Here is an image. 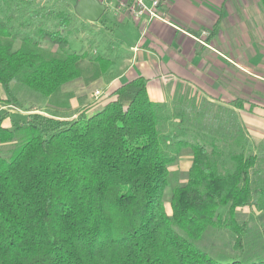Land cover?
<instances>
[{
    "label": "trees",
    "instance_id": "1",
    "mask_svg": "<svg viewBox=\"0 0 264 264\" xmlns=\"http://www.w3.org/2000/svg\"><path fill=\"white\" fill-rule=\"evenodd\" d=\"M30 3L0 0V107L19 110L0 114V264H264V137L218 100H151L143 76L74 106L68 83L115 58L71 49L68 15L36 25Z\"/></svg>",
    "mask_w": 264,
    "mask_h": 264
},
{
    "label": "crops",
    "instance_id": "2",
    "mask_svg": "<svg viewBox=\"0 0 264 264\" xmlns=\"http://www.w3.org/2000/svg\"><path fill=\"white\" fill-rule=\"evenodd\" d=\"M261 11L255 0H159L156 16L116 14L117 23L133 27L127 30L132 41L126 55L112 54L108 71L118 70L106 83L107 96L143 76L153 101L187 96L230 105L251 139L259 141L264 137ZM190 165L191 151H185L171 167L186 171Z\"/></svg>",
    "mask_w": 264,
    "mask_h": 264
},
{
    "label": "rangeland",
    "instance_id": "3",
    "mask_svg": "<svg viewBox=\"0 0 264 264\" xmlns=\"http://www.w3.org/2000/svg\"><path fill=\"white\" fill-rule=\"evenodd\" d=\"M249 1V0H248ZM75 0H31V5H30V14L33 15L32 21L36 25H40L43 22L42 18H45V20L49 23H45V25H48L49 28L52 29L54 27V21L61 20L58 18V16L62 13L64 15H68L70 18L68 21L70 22L69 25L71 29V49L78 50L81 47H84L88 51H92L93 49L97 50H103V48H108L105 52V54H109L110 56L113 55H126L128 52L127 46L132 39L130 35L127 34L128 29H133L131 25L128 24H120L117 23V17L115 16L116 14H128L129 13L125 11H119L116 12L113 6L114 2L112 1L110 4H108V7L106 11L103 13V15L100 17V19L96 22H89L86 20H83L80 18L78 15L75 14L73 10V5H74ZM117 2V0H116ZM36 9L35 12H33ZM0 16H3L2 13H0ZM55 20H54V18ZM57 16V19H56ZM132 16V15H130ZM261 22L264 25V12L261 11L260 16ZM51 25V26H50ZM67 24L61 28L62 32L65 34L67 32ZM62 25H60L61 27ZM250 26H253V23L250 22ZM24 31V30H23ZM66 35V34H65ZM132 41V40H131ZM53 49H56V46L53 47ZM119 60V59H117ZM120 62V60L118 61ZM122 64V63H121ZM117 68H113L110 73H106L104 75H101L100 78H98L96 81L92 82L88 86L83 84V80H74L68 83L70 84L73 89L76 91V95H74L73 102H78L76 97H81L83 98L84 101H88L90 99H95V102L97 105L94 107H91L87 113L92 114L98 109H100L103 104L107 101V81L111 78L113 74L117 72ZM65 85V86H68ZM62 87L63 88H65ZM87 95V96H85ZM0 97H4L3 90L0 87ZM88 97V98H87ZM170 103V102H169ZM216 107V106H215ZM4 112H9L12 115L19 114V110L10 105H5L0 107V114ZM4 125L8 126L9 122L8 119L4 120ZM189 150V149H187ZM185 153V152H184ZM172 172H175L172 175V178L180 176V172H184L185 170H179L176 169L175 167H170L169 168ZM175 184H173V179L168 180V186L166 187L164 191V204L165 208L168 213L171 212L170 209V196L171 192L170 190L172 187H174ZM223 249L217 248V249H212L209 250V253L216 257L217 260L219 261H227L230 259H233L236 256H230L231 254H227ZM233 257V258H231Z\"/></svg>",
    "mask_w": 264,
    "mask_h": 264
},
{
    "label": "built area",
    "instance_id": "4",
    "mask_svg": "<svg viewBox=\"0 0 264 264\" xmlns=\"http://www.w3.org/2000/svg\"><path fill=\"white\" fill-rule=\"evenodd\" d=\"M107 5L109 0H99ZM159 4V0H152L150 5H147L145 0H117L114 9L116 12L125 11L135 18H139L142 15H148L150 17L156 16V8Z\"/></svg>",
    "mask_w": 264,
    "mask_h": 264
},
{
    "label": "water",
    "instance_id": "5",
    "mask_svg": "<svg viewBox=\"0 0 264 264\" xmlns=\"http://www.w3.org/2000/svg\"><path fill=\"white\" fill-rule=\"evenodd\" d=\"M107 5L99 0H75L73 10L83 20L96 22L106 11Z\"/></svg>",
    "mask_w": 264,
    "mask_h": 264
}]
</instances>
